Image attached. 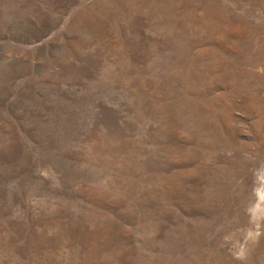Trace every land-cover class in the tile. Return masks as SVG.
I'll return each mask as SVG.
<instances>
[{
	"label": "rangeland",
	"instance_id": "rangeland-1",
	"mask_svg": "<svg viewBox=\"0 0 264 264\" xmlns=\"http://www.w3.org/2000/svg\"><path fill=\"white\" fill-rule=\"evenodd\" d=\"M263 197L264 0H0V264H264Z\"/></svg>",
	"mask_w": 264,
	"mask_h": 264
},
{
	"label": "bare ground",
	"instance_id": "bare-ground-1",
	"mask_svg": "<svg viewBox=\"0 0 264 264\" xmlns=\"http://www.w3.org/2000/svg\"><path fill=\"white\" fill-rule=\"evenodd\" d=\"M220 103V102H219ZM207 125V124H206ZM205 138V137H204ZM262 197V196H261ZM264 198V197H263ZM261 203V202H260ZM259 205V204H258ZM259 208V207H258ZM262 208V207H261Z\"/></svg>",
	"mask_w": 264,
	"mask_h": 264
}]
</instances>
